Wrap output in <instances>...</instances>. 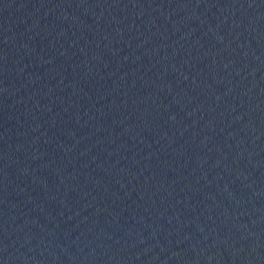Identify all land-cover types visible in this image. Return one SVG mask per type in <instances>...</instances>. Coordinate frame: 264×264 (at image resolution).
I'll use <instances>...</instances> for the list:
<instances>
[{
    "label": "water",
    "instance_id": "95a60500",
    "mask_svg": "<svg viewBox=\"0 0 264 264\" xmlns=\"http://www.w3.org/2000/svg\"><path fill=\"white\" fill-rule=\"evenodd\" d=\"M0 264H264V0H0Z\"/></svg>",
    "mask_w": 264,
    "mask_h": 264
}]
</instances>
